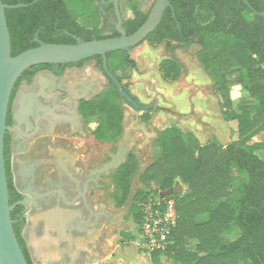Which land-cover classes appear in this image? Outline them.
<instances>
[{
	"label": "trees",
	"instance_id": "obj_1",
	"mask_svg": "<svg viewBox=\"0 0 264 264\" xmlns=\"http://www.w3.org/2000/svg\"><path fill=\"white\" fill-rule=\"evenodd\" d=\"M251 8L264 15V0H247ZM3 5H24L5 10L10 35L11 57L37 48L39 44L76 43L109 39L99 30L100 17L93 0H1ZM128 20L127 35L133 34L147 16L137 11ZM163 44L170 51L196 45L199 64L212 82L220 99L224 121L236 124V139L222 146L215 139L198 143L190 133L177 127L163 130L156 140L155 157L139 172L136 157L129 154L112 179L120 206L129 204V215L139 234L145 222L144 207L149 204L162 215L166 203L173 201L175 226L163 250L150 255L152 264L165 257L173 264H264V16L255 15L240 0H170L159 26L145 40ZM94 60L102 69L101 57L58 70L81 68ZM107 69L128 92L136 63L128 52L106 55ZM53 65L26 69L15 84L9 100L7 123L18 85L30 84L35 74L52 70ZM162 77L176 81L180 68L172 58L159 65ZM89 100L79 103V115L95 141L111 145L123 133V100L113 83ZM238 87L242 96L235 103L230 92ZM130 96V94H129ZM131 97V96H130ZM132 98V97H131ZM150 112L142 115L148 121ZM4 159L9 205L20 199L10 172L9 139H4ZM141 188L131 195L136 176ZM186 187L181 191L178 186ZM22 206L10 213L13 231L27 264H33L22 236L25 220ZM127 241L133 235L123 236Z\"/></svg>",
	"mask_w": 264,
	"mask_h": 264
},
{
	"label": "rangeland",
	"instance_id": "obj_2",
	"mask_svg": "<svg viewBox=\"0 0 264 264\" xmlns=\"http://www.w3.org/2000/svg\"><path fill=\"white\" fill-rule=\"evenodd\" d=\"M198 50L199 48L193 44L187 48L180 46L170 51L163 44L151 45L145 41L128 52L137 67L129 79L128 93L137 104L149 107L150 114L148 121H145L142 118L145 112H140L139 120L135 122L133 115L135 110L124 102V136L116 143L107 145L96 142L90 135V130L94 127L92 124L90 127L84 125L82 135H71L63 132L62 127H58L41 134L38 138L16 144L18 148L25 147L20 153L27 150L26 160L34 163L51 161L52 157L48 149L46 150L49 144L51 151L57 154L56 168H59L57 163H61L58 158L62 157L64 161L71 163L72 171L77 168L82 169L78 177L75 175L79 172H75L71 177L66 175L67 180L62 178V174L69 173L67 169L61 173H55L58 169L38 172V180L43 174L44 181L62 190V186H68L66 182L71 181L72 185L75 184L73 181L79 182V185L75 184V187H72L79 195L75 196V192H68V197L75 196L74 201H78L72 211L74 215L77 214L75 217L78 219L79 228L83 231L72 232V238L88 251L87 258L89 260L92 258L89 263L77 261V264H152L149 254L141 247V238L129 215L128 206L115 207L117 190L114 188L112 175L129 154L136 157L139 165L138 173L142 172L155 157L159 134L173 126L183 133H190L200 144L215 139L220 145L225 146L236 139V124L223 120L220 114L219 96L213 91L211 80L199 64ZM168 58L174 59L180 68V76L174 82L164 79L159 70L160 63ZM68 75L70 81L66 79ZM64 78L61 87L68 89L70 93L93 87V90L82 97L86 99L92 98L108 87L107 79L94 61L87 62L81 68L66 69ZM35 81H40L45 87L54 86L56 83V79L46 72H40ZM22 88L24 91L30 90L25 86ZM241 96L238 87L231 89L230 97L235 103L240 101ZM156 108L172 109L182 117L157 111ZM14 110L17 111V105ZM16 152L17 150H14L15 160L18 159L21 163L23 154ZM80 155L83 156L81 161L76 162ZM259 156L264 159V153H259ZM15 170H17L16 164ZM137 176L130 182L131 195L141 188ZM42 186L39 181L35 184V187L40 189ZM81 186L82 188L79 189ZM178 186L181 191L186 190L181 184ZM148 209L149 207L145 205L144 213H148ZM117 216H119L118 220L115 218ZM116 222L118 225L112 224ZM126 234L133 235L134 239L127 241L123 237ZM83 256L86 257L84 254ZM65 261L68 260L63 259V262ZM159 263L173 264L165 257L161 258Z\"/></svg>",
	"mask_w": 264,
	"mask_h": 264
},
{
	"label": "flooded vegetation",
	"instance_id": "obj_3",
	"mask_svg": "<svg viewBox=\"0 0 264 264\" xmlns=\"http://www.w3.org/2000/svg\"><path fill=\"white\" fill-rule=\"evenodd\" d=\"M93 1H94V6L97 9L98 15L100 17L99 30H103V29H105V27L108 26V27H112L116 33V36H114L112 31H103L101 36L102 37H108L109 39L118 37L119 34L116 31V25H117L118 21H117V17L115 14V7H114V1L115 0H93ZM153 3H154V0H119L118 1L117 7H118L119 15H120V18L122 21L121 27L125 30V33H126V28H129L128 23H127L128 20L134 19L136 16L135 10H134V5H136L137 11L140 14L146 15L148 17L149 11H150ZM167 9L164 12V15L167 12ZM164 15H163V17H164ZM126 35H127V33H126ZM127 36H129V35H127ZM74 39H76V40L79 39L82 41V39L80 37H74ZM91 39L96 40V35L92 34ZM91 61H94V60H91ZM96 66H97V63H96ZM58 67H59V65H55V66L53 65L52 70L40 71V72L49 73L51 75V77L56 79V81H55L56 83L54 84V86L46 87L45 89L40 91L38 95H37L38 92H36V90H33V87L35 85V80H36V78L40 72H38L37 74L34 75L30 84L26 83L25 81H22L18 85L17 90H16V94H15V97H14V100H13L12 106H11L10 123L8 124L6 121V126L11 128V129L13 128V130L8 131L5 134V137L9 139L10 172H11L14 187L21 197V199L19 201L28 200L29 203L33 201V202H37V204L40 205L41 207H45L51 203L54 204L56 202L62 204V201L64 198L65 199L64 202H66V204H68L67 207H70L72 209L78 203L77 200L74 201L75 196L79 195L78 191L73 190L72 187L74 188L75 184L79 185V182L73 181L75 183L74 185H72L71 181L66 182L68 184V186H62L63 187V190H62V189L58 188V186H56V185L51 186L50 182H44L45 175H43V174H41L39 176V180H38V172L42 173V171H49L51 169H53V171L58 169L55 171V173H61L67 169L69 171V173L62 174V178L65 180H67V176L68 177L74 176L75 172H79V173H76L75 177H78V175H81V172H82L81 168H77L76 170L72 171V169H70L71 163H67L66 161L63 160L62 157L58 158L61 163H57L59 168H56L55 160L57 158V154L55 152L52 151L53 153L49 154L52 158H51V161L50 160L48 161V163H45V162L34 163L31 161L28 162L29 166H30V164L34 166V172H32V174L30 172L27 176L28 185L29 186L33 185L35 187V184H37L39 181L40 184L43 185L42 189H40V190L34 189V191H30V196L27 197L17 187V185H16L17 183L15 182V178H14V170H15L14 150H16L19 143H23L25 141H28V140H31L34 138H38V136H40L41 134L48 133L50 130H54L58 127H62L61 129L63 132H68L71 135H82V133H83L82 130L84 127V123L82 121L81 116L79 115L78 108H79V103L82 100H86V98H82L85 94L80 89L74 90V92L72 91V93H70L68 91V89H66L64 87L62 88L61 85H62V82L64 79V73H65V70L68 68H65L63 70V72H60L58 70ZM70 68H73V67H70ZM22 86H25L26 88H30V91L33 92L32 97L34 99L32 101V106H33L34 114L32 116L31 115L27 116V113H26L23 115L24 119H19V118H17L14 109H15L16 101L18 100L20 92L22 90ZM34 101L36 102V104ZM62 101H65V103H62ZM124 119L125 118H124V114H123V133H122L120 138H122L124 136ZM6 120H7V118H6ZM16 144H18V145L16 146ZM49 148H50L49 144H47L46 150L48 149L47 150L48 153L50 151ZM82 157L83 156L80 155L79 159H77L76 162H80ZM123 163H121V164H123ZM79 165L82 167L81 164H79ZM116 170H117V168H116ZM80 177H82V176H80ZM85 181H86V179H85ZM54 182H55V180H54ZM80 185H81V183H80ZM82 186L79 189H81ZM114 188H115V186H114ZM68 192H75L74 198L68 197ZM29 203L27 204V208H28ZM116 203H115V207L119 205L118 201H116ZM15 206H19V205H15ZM125 206H128V208H129V204L124 205V207ZM26 210L27 209H25V207L22 206L21 216L25 220V224H24L22 231H21L22 234H23V231L25 230V226L27 223ZM106 213L109 214L108 211H106ZM74 214L75 213H72V216L70 217V220H69L71 238H72V232L82 233V231H83L82 228H79L78 219H77V217H75L77 214L76 215H74ZM107 223H109V221ZM112 224L118 225V222L112 223ZM83 254L86 257H84V256L82 257ZM87 254H88V251L86 249L82 248V244L77 243L76 241H74V238H72V247L69 248V251L66 254H63L61 256V258L56 263L57 264H61V263L72 264V263H77V261H79V263H89L91 261L92 257L89 260L87 258ZM30 257H31V260L33 263H37V264L50 263L41 257L40 258L36 257L35 260L31 255H30ZM63 259L64 260L67 259L68 261L63 262Z\"/></svg>",
	"mask_w": 264,
	"mask_h": 264
},
{
	"label": "water",
	"instance_id": "obj_4",
	"mask_svg": "<svg viewBox=\"0 0 264 264\" xmlns=\"http://www.w3.org/2000/svg\"><path fill=\"white\" fill-rule=\"evenodd\" d=\"M119 0L114 1L117 17L116 38L92 40L83 42L79 39L73 45L39 44L37 48L24 51L11 57L10 35L6 23L5 10L17 9L24 5H3L0 0V264H27L13 231V221L10 213L15 205L27 209L28 200L9 205L8 188L6 181L4 139L8 131L13 128L6 126V118L11 92L23 71L30 67L40 65H66L86 61L93 57H101V73L106 76L122 97L123 102L129 104L135 111V122L139 120L140 112H147L149 107L137 104L134 99L124 91L120 83L107 69L106 55L115 51L129 52L140 46L161 23L164 12L170 8V0H154L145 22L131 35L127 36L121 27L122 21L118 11ZM243 1L255 15L264 16L254 11L247 0ZM155 110L182 117L172 109L156 108Z\"/></svg>",
	"mask_w": 264,
	"mask_h": 264
},
{
	"label": "crops",
	"instance_id": "obj_5",
	"mask_svg": "<svg viewBox=\"0 0 264 264\" xmlns=\"http://www.w3.org/2000/svg\"><path fill=\"white\" fill-rule=\"evenodd\" d=\"M66 79L69 80V75L66 77ZM43 88H46L44 84H42L40 81H35L33 90H36V92H38L37 95L40 91L43 90ZM91 90H93V87L85 88V90L81 91L86 95ZM32 93L33 92H31L30 90L24 91L22 88L19 98L16 101L17 111L15 110V113H17L19 110L21 100H24V98L26 99L28 97L30 101H33ZM23 113L26 114V112ZM24 149L25 147H17L16 153L23 152ZM49 150V154L54 152H52L50 148ZM26 151L22 153L23 161H21V163L18 159L15 160L17 170H14V178L15 182L17 183V187L22 191L23 194L28 197L30 196V191H34V189L40 190V188L34 187L33 185H28L27 176L30 172L31 174L32 172H34V166L31 164L30 166L28 165L29 161L25 158ZM64 201L65 199L63 198L62 204L56 202L54 204L51 203L45 207H41L37 204V202L32 201L29 203L28 208L26 210L27 223L22 236L27 244L30 255L34 258V260L36 257H41L44 258L46 261L50 262L42 264H57L56 262L61 258V256L63 254H66L69 251V248L72 247L69 220L72 216L73 211L70 207H67L68 204H66V202ZM119 216L115 218H117L118 220Z\"/></svg>",
	"mask_w": 264,
	"mask_h": 264
},
{
	"label": "built area",
	"instance_id": "obj_6",
	"mask_svg": "<svg viewBox=\"0 0 264 264\" xmlns=\"http://www.w3.org/2000/svg\"><path fill=\"white\" fill-rule=\"evenodd\" d=\"M147 207H149L148 213H145L147 216L138 235L141 238L142 249L150 256L153 252L163 250L168 244V238L175 226L176 215L172 200L166 203V211L162 215L158 210H153L149 204Z\"/></svg>",
	"mask_w": 264,
	"mask_h": 264
},
{
	"label": "bare ground",
	"instance_id": "obj_7",
	"mask_svg": "<svg viewBox=\"0 0 264 264\" xmlns=\"http://www.w3.org/2000/svg\"><path fill=\"white\" fill-rule=\"evenodd\" d=\"M35 104H36V102H35ZM23 112H26L27 113V116H29V115L32 116L34 114L33 106H32V101H30L28 99V97L26 99L24 98V100H21V103L19 105V110L16 113L17 118L23 119V114H24Z\"/></svg>",
	"mask_w": 264,
	"mask_h": 264
}]
</instances>
